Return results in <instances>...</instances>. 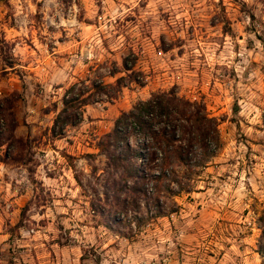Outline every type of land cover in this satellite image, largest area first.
<instances>
[{"label": "rangeland", "instance_id": "1", "mask_svg": "<svg viewBox=\"0 0 264 264\" xmlns=\"http://www.w3.org/2000/svg\"><path fill=\"white\" fill-rule=\"evenodd\" d=\"M170 91L220 147L149 219L114 201L98 144ZM74 98L81 116L55 123ZM3 99L0 264H264V0H0Z\"/></svg>", "mask_w": 264, "mask_h": 264}, {"label": "trees", "instance_id": "2", "mask_svg": "<svg viewBox=\"0 0 264 264\" xmlns=\"http://www.w3.org/2000/svg\"><path fill=\"white\" fill-rule=\"evenodd\" d=\"M123 80L118 78L117 85ZM77 101L75 98L64 101L55 123L62 116L65 118L62 125L76 115L81 116ZM131 137L135 141L133 145L129 141ZM219 147L217 120L210 117L204 106L179 97L174 91L153 93L128 112H122L113 129L98 144L106 157L107 168L119 173L111 182L114 201L121 202L124 209L136 206L138 212L139 200L143 199L151 214L149 219L176 211L175 202L166 209L164 199L168 200V194L172 197L183 191L191 192V183L216 156ZM142 161H147L145 167ZM148 170H154V174L149 175ZM172 185L177 186V194ZM259 223V238L264 241V215L260 216ZM259 254L264 256V243Z\"/></svg>", "mask_w": 264, "mask_h": 264}]
</instances>
